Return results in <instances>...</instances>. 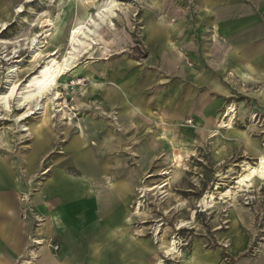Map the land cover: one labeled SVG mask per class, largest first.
<instances>
[{"label": "rangeland", "instance_id": "1", "mask_svg": "<svg viewBox=\"0 0 264 264\" xmlns=\"http://www.w3.org/2000/svg\"><path fill=\"white\" fill-rule=\"evenodd\" d=\"M103 1L29 0L20 9L21 13L17 12L10 23L0 27V94L8 86L7 70L14 62L22 63L15 72L16 88L9 99V113L0 105V153L11 155L15 161L17 156L21 159L27 153L33 136L24 135L20 124L37 131L40 124L51 129L60 143L40 158L39 173L34 180L37 191L53 165L60 162L61 144L69 136L80 133L82 127L91 128L94 134L90 133L89 145L95 149L97 168L106 166L113 178L131 186L123 215L128 229L144 244L139 251L143 259H149L152 252L153 264L159 260L163 264H229L234 236L244 237L248 244L239 259L264 257V182L255 180L243 189L235 185L242 162L253 165L264 154V104L256 94L257 88L242 85L235 88L216 113L209 132L201 137L194 133L185 143L188 146L183 155H174V150L155 132L156 125L152 135L149 132L153 140L148 146L140 133L144 127L140 129L134 124L132 132H122L116 125L117 73L147 74L143 27L152 16L143 7L144 3L150 1L160 8L163 2L178 5L181 0H115L118 7L114 16L109 22H99V27L94 29L101 35L102 43L96 42L92 49L78 54L74 67L64 76L65 83L57 89L58 102L66 107L63 114L50 110L45 120L32 115L19 125L13 121L18 114L16 102L22 87L49 55L58 60L65 56L68 30L74 24L86 22L90 15L96 20L97 7ZM72 15L77 18L67 24ZM45 20L55 23L41 29L46 25ZM117 32L127 35L126 41L119 45ZM36 36L42 54L33 61L30 40ZM227 106H233L234 118L230 127L219 128L217 124L223 121ZM183 124L193 128V121ZM164 173H170L171 177ZM215 184H218L214 191L215 203L205 210L199 201ZM156 186L161 188L144 192ZM227 191L228 195L218 199ZM180 222L185 226L176 229ZM154 228L159 230V237H153ZM172 238L178 242V253L165 257L163 248ZM239 259L235 260L236 264ZM25 260L31 261L29 257L19 263ZM38 260L37 257L32 263L37 264Z\"/></svg>", "mask_w": 264, "mask_h": 264}, {"label": "crops", "instance_id": "2", "mask_svg": "<svg viewBox=\"0 0 264 264\" xmlns=\"http://www.w3.org/2000/svg\"><path fill=\"white\" fill-rule=\"evenodd\" d=\"M28 1L0 0V27ZM143 7L152 16L143 27L147 74L117 73L120 131L144 127L140 133L148 146L156 125L165 145L183 155L185 143L194 133L209 132L239 85L257 88L264 104V0H181L160 8L148 1ZM126 39L117 32V45ZM188 120L193 128L184 126ZM38 127L21 159L0 153V264L31 260L35 247L37 264H153L152 252L149 259L139 255L144 244L123 215L131 186L106 166L97 168L91 128L82 127L61 144L60 162L35 190L40 158L60 143L46 124ZM231 243L228 257L236 264L248 244L242 236ZM237 264H264V257Z\"/></svg>", "mask_w": 264, "mask_h": 264}, {"label": "bare ground", "instance_id": "3", "mask_svg": "<svg viewBox=\"0 0 264 264\" xmlns=\"http://www.w3.org/2000/svg\"><path fill=\"white\" fill-rule=\"evenodd\" d=\"M116 7L118 6L115 0H105L97 7L95 16L97 18L96 20L93 19L92 15H90L87 18L86 22L74 24L68 30L65 35L66 44L68 46L65 56L58 60L54 56L52 57L49 55L43 63V66L36 72V74L32 76V78H30L27 84L22 87L16 102V106L19 109L18 114L14 116L13 120L17 125L26 121V119L31 117L32 115L39 116L40 118H44L45 120L49 118L50 110H52L53 113L60 112L61 115L63 114V108L66 107H62L58 102L59 93L57 89L61 85V83H65L64 76L70 68L74 67L78 54L81 51L92 49V45H94L96 42L102 43L103 40L101 38V35L96 34L94 29H97L99 27V22H109L110 18L114 16ZM16 11L18 13H21L20 9H16ZM90 26L93 28H90ZM44 27H52V25L47 21ZM48 36L51 37V34H49ZM36 38L37 36L33 37L30 40V59L33 61L39 58L42 54L40 43L36 40ZM21 64V61L14 62L13 66L7 70L8 76L10 77L7 82L8 86L6 87L5 92L0 94V105L6 113H9V99L12 97L13 92L16 88L14 79L17 75L15 72L21 67ZM233 113V106H228L223 113V121L219 123L218 127H230L231 122L234 118ZM224 119H227V121H224ZM26 126V124L19 125L20 131H22L24 135H26L27 137H32L36 134L37 130H34V128L29 129ZM262 148L264 150V144L262 145ZM240 170L241 173L236 178L235 183L237 188H248L255 180L264 182V154H260L257 157L256 163L253 165H250L247 162H242V164L240 165ZM164 174L169 178L171 177L170 173ZM165 185L166 184H164L163 186ZM217 185L218 184H215L213 189L211 191H208L202 197V199L199 201L200 207L206 210L210 209L214 205L216 199L214 191L217 189ZM160 188L161 186H156L150 189H144V192L146 193ZM229 193L230 192L227 191L225 194L219 195L218 199H222ZM138 207L139 205L137 206L136 211H138ZM184 226L185 224L180 222L176 226V229H181ZM157 228H154L153 230V237H159V230ZM174 239L175 238H172L170 241H168V243H166V246L163 248L164 251L162 253L165 257L178 253L176 249L178 242ZM161 243H163V240L161 241ZM37 244L39 245L42 243L38 241ZM37 250L38 248L31 252V261L26 260L21 262V264H33L32 262L38 257ZM33 255L36 257L34 258ZM154 264L163 263L161 260H159Z\"/></svg>", "mask_w": 264, "mask_h": 264}, {"label": "trees", "instance_id": "4", "mask_svg": "<svg viewBox=\"0 0 264 264\" xmlns=\"http://www.w3.org/2000/svg\"><path fill=\"white\" fill-rule=\"evenodd\" d=\"M228 259H229V261H228L229 264H235V263H234V260H233L232 258H229V257H228Z\"/></svg>", "mask_w": 264, "mask_h": 264}, {"label": "built area", "instance_id": "5", "mask_svg": "<svg viewBox=\"0 0 264 264\" xmlns=\"http://www.w3.org/2000/svg\"><path fill=\"white\" fill-rule=\"evenodd\" d=\"M23 262V261H22ZM19 264H21V263H19Z\"/></svg>", "mask_w": 264, "mask_h": 264}]
</instances>
